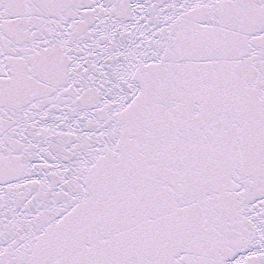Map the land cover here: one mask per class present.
Wrapping results in <instances>:
<instances>
[{
	"label": "snow or ice",
	"instance_id": "snow-or-ice-1",
	"mask_svg": "<svg viewBox=\"0 0 264 264\" xmlns=\"http://www.w3.org/2000/svg\"><path fill=\"white\" fill-rule=\"evenodd\" d=\"M0 264H264V0H0Z\"/></svg>",
	"mask_w": 264,
	"mask_h": 264
}]
</instances>
